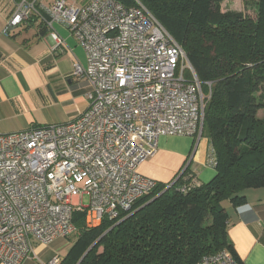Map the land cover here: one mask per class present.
Here are the masks:
<instances>
[{"label": "built area", "instance_id": "built-area-1", "mask_svg": "<svg viewBox=\"0 0 264 264\" xmlns=\"http://www.w3.org/2000/svg\"><path fill=\"white\" fill-rule=\"evenodd\" d=\"M35 5L20 0L2 35L28 25ZM50 16L49 26L68 27L86 52L87 66L76 62L74 76L91 86L88 107L68 123L0 135V264L38 259L35 242L75 235V212L86 213L91 228L130 212L157 186L139 168L156 155L160 138L203 137L201 84L181 46L146 7L56 0ZM51 38L64 45L57 33ZM198 264L238 262L222 251Z\"/></svg>", "mask_w": 264, "mask_h": 264}, {"label": "trees", "instance_id": "trees-1", "mask_svg": "<svg viewBox=\"0 0 264 264\" xmlns=\"http://www.w3.org/2000/svg\"><path fill=\"white\" fill-rule=\"evenodd\" d=\"M116 1L146 7L185 52L205 97L203 137L217 174L198 184L187 168L170 188L157 183L130 212L97 227L75 212L76 240L60 264H198L222 251L243 264L223 204L241 206L246 190L264 187V0L256 19L223 12L224 0Z\"/></svg>", "mask_w": 264, "mask_h": 264}, {"label": "crops", "instance_id": "crops-1", "mask_svg": "<svg viewBox=\"0 0 264 264\" xmlns=\"http://www.w3.org/2000/svg\"><path fill=\"white\" fill-rule=\"evenodd\" d=\"M35 1L33 21L6 37L2 30L20 0H0V135L68 123L88 107L91 86L74 76L76 62L87 66L86 52L68 27L58 22L49 26L56 0ZM53 32L64 45H56ZM215 161L207 138L161 137L156 155L143 163L139 172L157 183L172 184L190 168L198 184H207L217 174ZM244 196L247 201L241 206L224 205L229 216V240L243 264H264V187L246 190ZM71 237L48 245L35 242L38 259L31 257L22 264L46 263L55 257L62 261L76 239L67 250L55 242Z\"/></svg>", "mask_w": 264, "mask_h": 264}, {"label": "rangeland", "instance_id": "rangeland-1", "mask_svg": "<svg viewBox=\"0 0 264 264\" xmlns=\"http://www.w3.org/2000/svg\"><path fill=\"white\" fill-rule=\"evenodd\" d=\"M85 0H69V3H74L77 6H81ZM257 1L258 0H251L249 3L245 4L243 0H224L222 4V10L223 12H228V11H234V12H242L250 16L251 18L256 19L257 18ZM187 79H190L191 76L189 72L186 73ZM260 117H264V112L261 111L259 113ZM207 134L204 133V137H206ZM84 205L89 204V198L87 196L84 197ZM226 205V202L223 204ZM76 239V236L73 235L70 240L68 239H61L55 242V245H61L62 250L65 247L67 248L72 244L71 241H74ZM65 249L63 253L65 252ZM102 251V249H100Z\"/></svg>", "mask_w": 264, "mask_h": 264}, {"label": "water", "instance_id": "water-1", "mask_svg": "<svg viewBox=\"0 0 264 264\" xmlns=\"http://www.w3.org/2000/svg\"><path fill=\"white\" fill-rule=\"evenodd\" d=\"M91 249H92V248H90L89 251H90ZM89 251H88V252H89ZM88 252H87V253H88ZM87 253L84 255V257L87 255ZM84 257H83V258H84Z\"/></svg>", "mask_w": 264, "mask_h": 264}]
</instances>
